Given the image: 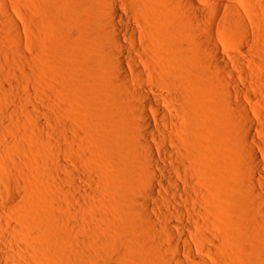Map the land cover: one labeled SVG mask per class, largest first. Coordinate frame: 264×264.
<instances>
[{
    "label": "bare ground",
    "instance_id": "6f19581e",
    "mask_svg": "<svg viewBox=\"0 0 264 264\" xmlns=\"http://www.w3.org/2000/svg\"><path fill=\"white\" fill-rule=\"evenodd\" d=\"M23 2L0 0V264H223L215 255L230 258L235 235L220 234L216 172L232 171L239 185L264 198V180L256 174L264 173L258 137L264 112L253 105L258 99L248 83L263 61L251 49L258 45L264 1L62 0V87L36 72L48 58L46 51L34 58L26 50L38 35ZM60 95L75 103L87 97L84 109L96 116L93 134L111 136L116 155L123 154L106 175L124 186L114 187L121 204L112 215L103 210L110 191L93 190L62 161L63 139L74 138L65 131L82 137L81 122H90L81 113L84 100L82 108L69 102L59 128L40 118L50 112L36 102ZM131 179L140 189H129ZM65 181L80 196L99 200L92 206L82 198L88 214L80 211L86 219L79 232L87 238H71L77 210L71 219L62 212ZM67 189L69 200L83 197Z\"/></svg>",
    "mask_w": 264,
    "mask_h": 264
},
{
    "label": "rangeland",
    "instance_id": "374dc122",
    "mask_svg": "<svg viewBox=\"0 0 264 264\" xmlns=\"http://www.w3.org/2000/svg\"><path fill=\"white\" fill-rule=\"evenodd\" d=\"M23 1H25V3H27V5L29 6L28 8H30L29 13H30V15H33V17H34V18L33 17L31 18L28 15V17L31 18V19H29V20H31L30 23H32L31 28L34 31H36L37 32L36 35H38V36H36L37 38L35 37V35H33L31 37V39L28 40L29 46H27L26 50L34 58H38L39 55L42 54V52L45 53L44 51H46V53L44 55L48 58V60L41 65V67H42L41 70L37 69L36 72L38 74H40L43 79H45L44 80V81H46L45 83H50V84H54V85L59 84L58 87H60L62 85V70H63L62 69V60H61L62 56L60 55L61 57H59L57 52L58 53L61 52L59 49L60 47L62 49V0H21V2L24 4ZM261 1L263 2L264 0H261ZM19 2H20V0H19ZM263 4H264V2H263ZM22 10L25 12L24 8ZM33 11H34V13H33ZM258 12L259 13L261 12L262 15L260 14V16H263V18H264V6H261V8L259 7ZM261 18L262 17H260V19ZM262 19L259 21L260 24H262V26H260V24H257V26L259 25L257 28L260 29V33H261L260 34L258 32L259 30L257 29V32L259 33L260 37L258 36L257 32L255 35V38L258 37V39L256 38V42L258 45L260 44V47L258 45H256L257 49L252 48L251 51H253L252 53H254L253 54L254 56L256 55L257 58L260 57L263 61L260 59V62L261 61L262 62L259 63V65H257L256 69H255V72L259 73V74L258 75H256V73H255V75L253 74V77L255 79L252 77L248 83L250 85H252L253 89L255 88L253 90L255 93L253 91H252V93H254L255 96L257 95L261 99L260 100L257 96L256 97L254 96V98H257L258 100L254 101L253 105L256 104V106L260 107L261 110L263 109L262 111L264 112V105H262L264 103V73H263V71H264V65H263L264 64V56L262 55V54H264V34H263L264 31H262L263 30L262 28H264V26H263L264 21ZM262 21H263V23H261ZM39 36H43V38L40 37V39H39L38 38ZM41 38H42V40H41ZM50 44H52V47L50 46ZM47 45H49V47H47ZM53 46H55V48H54L55 50L52 49ZM45 48H48L50 50L52 49V51L56 52V55L58 57L56 56L57 58L55 57L53 59V57L55 56L54 55L55 53H53L50 56L49 55L50 53H47V49H45ZM259 48H261V49H259ZM48 52H50V51L48 50ZM258 53H260V55L262 57L258 56L259 55ZM71 71H73V70H71ZM259 77L261 78V80ZM76 82L79 83L80 81H76ZM80 84L78 85V90L81 89L80 91L83 92L84 91L83 89L85 87L83 85L84 82L80 83ZM82 85L84 87L81 88ZM257 88H260V90ZM86 91L88 92L89 90L86 89ZM80 95H82V94H80ZM58 97H60V98H58ZM58 97L54 96V97H51L52 100H51V98L48 99L49 102L46 103L48 106L46 104H44L45 102H43V101L39 100L36 102L37 105L43 106V108H45L48 111V113L50 112L49 116H48L49 119H47L48 118L47 116H43V115H41V117H40L43 120L44 125L48 128H52V129L59 128L58 122L63 120V118L65 117L64 116L65 114H68L67 112L69 111V108L67 106L70 103L71 104L75 103V102L68 101L67 98H66V100L68 102L65 101V99L63 100L61 95ZM78 97L80 98L82 96H78ZM79 98H76V100ZM83 98L86 99L87 97L85 98V96H83L79 100L83 101L84 100ZM73 100H74V98H73ZM79 100H77L75 103L77 105V107L81 106V108H82L83 106L86 105V103H87V102H85L86 100H84L85 103L83 102V104H84L83 106H82L81 101H79ZM261 101H262V103H261ZM77 102H78V104H80V103L81 104L78 106ZM62 105H65L66 107L62 106ZM84 108H86V106L83 107L82 109H84ZM82 109H81V113L83 112L82 115H85L84 118L85 117L87 119L90 118V122H88V126L83 122L85 120H83L81 122L82 126L80 127V129L82 132V137L79 134L74 133L70 129H67V131H65V132H68L69 135L73 136L75 139L73 138V140H67L65 142L63 139V141H62V161H65L69 166H71L72 168L77 170L78 173L83 178L87 179L88 181L84 180L85 184L89 185L93 190L95 189V191H96L99 189H107L108 191H110V193L107 194V196L109 197L108 202L111 203L110 204L111 206L109 204L105 205L106 208L104 209V207H105L104 206L103 210L106 213L108 212L109 215L110 214L112 215L113 213H115L114 207L120 206V204H121V201L116 199L115 196L112 194V192L114 191V187L116 186V184L120 188H123L124 186H121L122 184L119 185L118 183H115L113 180L106 177V175H108V173H110V172H112L118 168V164L123 161L122 160L123 154L117 156L116 155V153L118 151L117 146L115 144L113 145V144L109 143L108 140L114 141L115 140L114 138H112L111 136L110 137L108 136L107 139L99 140L93 134V131L97 130L95 128L96 124H94V123L92 124V122L94 121L93 119L96 117L94 115L95 113L93 114L94 115L93 119H91L92 116H91L90 112H92V108L91 109L89 108L90 109L89 111L86 109H84V111H82ZM78 110H80V109H78ZM69 114H70V111H69ZM94 122L96 123V121H94ZM83 123L85 125H83ZM261 123L264 126V120H261ZM26 128H30V127H26ZM63 129L64 128H62V131H63ZM82 129H83V131H82ZM109 131L111 133L113 132L115 134L114 131H116V130H114L113 128H109ZM72 132H73V134H72ZM261 135L258 134V137L264 143V136L263 135L261 136ZM215 137H217L220 140L223 139L222 134H219V132L217 134H215ZM72 143H76V144H72ZM101 148H104L105 152L108 154V157L107 156L105 157L103 155V153L99 154V149H101ZM66 171H67L66 169L62 168V174L67 173V175H68L69 172H66ZM254 171H256V170L254 169ZM256 174L258 175V177L260 179L264 180V173H259L258 171H256ZM215 175H217V176H216V178H214V180L215 181L217 180L222 185V188H220V190H218V192L216 193V200L217 199L221 200V207H219V209H217L214 212V213H216L215 217L218 219L217 223L220 224L221 228H222V231L220 232V234L222 236H229L230 234L235 235V237L230 240V245L233 249V254L231 255V257L230 258L224 257L221 254L217 253V255H215L216 260L217 259L220 261L223 260L222 261V263L224 262L223 264H264V236L259 234V232L262 231L261 230L262 226H264L263 225L264 224V207H263L264 202H262L264 198H262L261 192H259V191L257 192L252 188L249 190L244 189L241 185H239V183L237 181L238 179L236 178V175L232 171L230 173H228L227 175H225V174L223 175L220 172L219 173L216 172ZM65 187H67V188L72 187V190L76 191V193H78L79 197H81L83 195L80 196V193L73 188L71 183H69L67 181H65V183L62 182V191H61L62 202H63L62 205L64 204V206H65L64 208H62L63 209L62 212L63 213L65 212V214H70L72 212V210L75 209V210H77V211H75L77 213L78 209H79V212L77 214H80L78 216L73 210L72 213L76 214V215L72 214V215H74L73 217L78 216L80 218L79 219V218L75 217L76 220H75V218L71 219V217H72L71 214L68 215V218L70 217L69 219H71V224H73V223L75 224V225L73 224L74 226L70 225L69 231H71V229H72V231H76V230L78 231V232L77 231L76 232L71 231L70 233L73 234L71 238H74L73 240H75L76 237L77 238L80 237L79 239H76V240H80L83 237L87 238L89 235L85 231H84V233H86L87 235L82 233L83 232L82 226L84 225V221H85L86 217L84 214L80 213V211H82V212L85 211L83 207H85V205H88V204L92 205V206H94V205L97 206L99 204V200L96 198L95 195H93V196L90 195L91 200H90V197H89V199H86L85 198L86 196H83L77 200L78 202L77 201H75V202L71 201L68 199V197H69L68 196L69 194H67L68 189ZM140 187H141V185H140V182L138 180H134V179L130 180L129 189L130 188L140 189ZM64 191H66V192H64ZM94 196H95V198H94ZM263 197H264V193H263ZM82 198H84L85 200H89V202L93 200L97 204L94 203L93 201H92V204H90L89 202L87 204V201L83 200ZM64 201H65V203H64ZM69 202H71L72 205ZM255 204H259L261 206L257 207V205H255ZM77 205H79V206H77ZM66 207H68V208H66ZM259 207H261L260 208L261 212L258 209ZM87 208H89V206ZM255 208H257L258 210ZM66 209H68L69 211ZM106 209H107V211H106ZM253 209L257 212H255ZM64 210H66V211H64ZM83 213H86V211ZM65 214H63V215H65ZM87 214L88 213H86V215ZM89 214H90V212H89ZM249 214H250V216H249ZM77 219H79V220H77ZM81 220H83V221H81ZM76 221L79 222L80 224H82V225H80V227H82V228H80L78 226L79 223L77 224ZM258 222L261 223L262 225L261 224L259 225ZM258 226H260V227H258ZM79 229H82L81 230L82 232H79L80 231ZM146 231H147L146 228L142 226L141 232L143 234H145ZM262 232H260V233L263 234ZM130 234L131 233H128V236ZM251 234L254 235L255 237L252 238ZM74 235H75V237H73ZM131 235H130V237H132ZM256 237H258V238H256ZM147 242H149L148 238H147ZM63 249H62V254H64V252L66 250L65 248H63ZM67 252H69V251H66L65 254H67ZM112 252H115V251L108 250V252H107V250H106V253H104V254L107 258H109L111 260V259H114L116 256L115 255L116 252L113 254H112ZM247 252H249L250 254H248ZM112 255L114 258L112 257ZM220 256H221V258H220ZM70 259H72V258H70ZM218 260H217V262H218ZM68 261L71 262V260H68ZM68 261H67L68 264H71L72 262H73L72 264H75L74 262H76V261H73V259H72L71 263H69ZM220 261H219V263H220ZM65 264H66V262H65Z\"/></svg>",
    "mask_w": 264,
    "mask_h": 264
}]
</instances>
